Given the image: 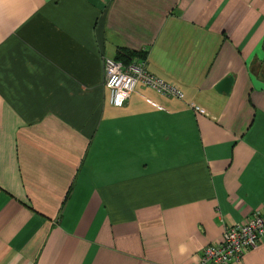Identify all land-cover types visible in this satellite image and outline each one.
Here are the masks:
<instances>
[{
  "label": "crops",
  "instance_id": "crops-1",
  "mask_svg": "<svg viewBox=\"0 0 264 264\" xmlns=\"http://www.w3.org/2000/svg\"><path fill=\"white\" fill-rule=\"evenodd\" d=\"M120 49L181 97L112 106ZM255 210L264 0H0V264H198Z\"/></svg>",
  "mask_w": 264,
  "mask_h": 264
},
{
  "label": "built area",
  "instance_id": "built-area-1",
  "mask_svg": "<svg viewBox=\"0 0 264 264\" xmlns=\"http://www.w3.org/2000/svg\"><path fill=\"white\" fill-rule=\"evenodd\" d=\"M104 74L109 102L114 107H122L137 85L145 86L165 97H181L177 86L148 72L143 59H135L124 65L105 58ZM263 243L264 211L255 210L242 222L224 229L222 241L205 247L198 264H233Z\"/></svg>",
  "mask_w": 264,
  "mask_h": 264
},
{
  "label": "trees",
  "instance_id": "trees-1",
  "mask_svg": "<svg viewBox=\"0 0 264 264\" xmlns=\"http://www.w3.org/2000/svg\"><path fill=\"white\" fill-rule=\"evenodd\" d=\"M135 59H145V53L143 52L124 53L120 49L117 51L116 56L114 58L115 61H119L124 65L130 64Z\"/></svg>",
  "mask_w": 264,
  "mask_h": 264
},
{
  "label": "water",
  "instance_id": "water-1",
  "mask_svg": "<svg viewBox=\"0 0 264 264\" xmlns=\"http://www.w3.org/2000/svg\"><path fill=\"white\" fill-rule=\"evenodd\" d=\"M232 84V77H225L217 86L216 91L228 93Z\"/></svg>",
  "mask_w": 264,
  "mask_h": 264
},
{
  "label": "clouds",
  "instance_id": "clouds-1",
  "mask_svg": "<svg viewBox=\"0 0 264 264\" xmlns=\"http://www.w3.org/2000/svg\"><path fill=\"white\" fill-rule=\"evenodd\" d=\"M184 249H183V247H181V251H183Z\"/></svg>",
  "mask_w": 264,
  "mask_h": 264
},
{
  "label": "rangeland",
  "instance_id": "rangeland-1",
  "mask_svg": "<svg viewBox=\"0 0 264 264\" xmlns=\"http://www.w3.org/2000/svg\"><path fill=\"white\" fill-rule=\"evenodd\" d=\"M238 224V223H237Z\"/></svg>",
  "mask_w": 264,
  "mask_h": 264
}]
</instances>
